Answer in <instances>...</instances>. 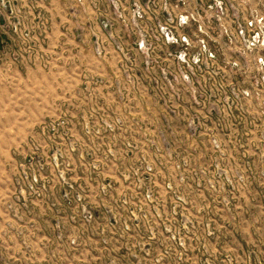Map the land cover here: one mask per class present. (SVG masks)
<instances>
[{
  "label": "rangeland",
  "instance_id": "obj_1",
  "mask_svg": "<svg viewBox=\"0 0 264 264\" xmlns=\"http://www.w3.org/2000/svg\"><path fill=\"white\" fill-rule=\"evenodd\" d=\"M0 264H264V0H0Z\"/></svg>",
  "mask_w": 264,
  "mask_h": 264
}]
</instances>
